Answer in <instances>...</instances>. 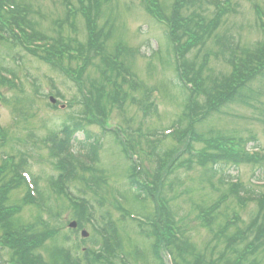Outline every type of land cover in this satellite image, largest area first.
<instances>
[{
	"label": "rangeland",
	"instance_id": "obj_1",
	"mask_svg": "<svg viewBox=\"0 0 264 264\" xmlns=\"http://www.w3.org/2000/svg\"><path fill=\"white\" fill-rule=\"evenodd\" d=\"M148 1L150 0H100L97 25L99 29L103 28L105 33L110 34L99 41L100 56L105 59L104 55L112 50L124 48L126 53L123 51L120 57L126 55L134 83L124 82L122 77L116 80L120 86L116 94L121 97L124 92L127 93L124 104L109 101L103 94L92 97L86 90L89 95L86 102V119L78 117L82 112V106L79 104L82 99L80 97L78 100L80 95L75 83L54 69V59L59 57L55 54L56 51L54 50V58L47 59L53 56L51 43L42 42L34 46L33 42H29V45L35 48L27 51L35 55L20 50V60L16 61L7 55L8 49L0 47V67L5 70L0 71V187L7 185L6 183L17 175L19 179L22 178L23 182L21 181L19 186L12 187L6 193L7 205L18 209L12 226L17 230L34 226L35 229L46 231L49 236L36 250V255H40L45 264H61L66 257L76 264H86V249L92 250L90 264H109V260L95 259L105 236L113 237L116 241L118 239L125 255L123 259H119V253L114 256V264H155L149 241L151 238L147 239L151 231L143 233L135 221L138 218L135 215L151 216L154 207L150 202H145L144 210L138 209L139 206L133 200L127 183L130 164L128 165L121 156L120 148L116 145V138L125 142L129 157H133L130 160L138 162L143 175L145 172L153 174V169L159 165L166 171L176 157L178 160L180 157L181 160L186 158L182 143L179 144L170 138L164 139V144L158 145V148L170 153L163 163H157L156 158L146 150L148 147L145 138L163 139L164 131L175 125L183 108L180 94L169 84L173 78L172 69L166 65L165 58H158L155 54L156 50H165V28L146 14L144 9L147 8ZM230 1V9L227 11L229 16L222 31L218 33L222 34L228 29V32L237 36L240 45L246 48L264 40V0ZM24 2L30 6L31 11L28 9V14L32 13L30 19L36 26L34 30L54 39L58 38L56 32L59 28L62 38L78 43L84 40V19L78 11V0ZM157 2L170 4L172 0ZM257 21L259 25L263 24V28H258ZM74 44L73 42L71 46ZM118 44L121 46L118 47ZM195 52L196 49L185 56V61L191 59ZM211 52L205 75H211V71L214 74L227 72L229 66L215 55L217 46L214 45ZM68 57L78 60V56L72 54L62 57L64 63L70 59ZM97 60L99 61L93 65L94 68L89 67L87 70V77L95 80L96 72L100 75L97 69L100 59ZM72 64L76 66L78 62L72 61ZM62 67L66 72L74 69L73 66L70 69L65 64ZM127 79L130 80L128 77ZM104 80V77H100L98 82L101 84ZM34 86H37L40 96L34 94ZM105 91H108V88ZM148 91L155 109L146 108L148 112L145 113L137 103H132L130 98L145 97ZM57 93L61 98L56 97ZM50 98L58 101L57 108L49 107ZM53 106L56 107V104ZM252 113L254 112L249 109L236 108L234 118L210 120L200 132L212 131L238 138L254 135L257 144L264 147V127L255 121V115ZM73 122L83 125L88 135L100 141L98 162L88 167L85 162H79L71 152L69 159L73 161V176L68 182H60L57 186L55 179L60 175V171L55 166L56 160L52 159L50 147L52 142L55 144L60 138L58 131L61 127L74 125ZM83 136V132L75 135V154L78 148L76 141L83 140ZM192 146L199 150V145ZM252 146L253 143L248 145ZM181 153L184 154L181 156ZM65 155V152L57 151L54 145V157H66ZM228 173L238 177L240 183L248 188L264 189V168L259 170L240 166L237 174L234 171ZM199 174L200 169L197 166L189 169L186 162H183L182 166L169 174L164 186L169 214L174 215L177 222L182 224L181 231L190 240L189 247L182 244L181 238L175 240L186 250V258H191L194 250L205 257L212 253L210 248L207 250L209 245H212L211 234L196 218L197 214L200 215L204 208L209 207L219 195L226 192L228 186L216 184L213 187L202 184ZM138 177L140 179V175ZM59 187L63 192L58 191ZM27 195L30 196L31 202L26 201ZM74 198L88 204L89 209L86 210L85 216L81 217L73 210V203L76 202ZM254 210L253 204H248L243 210L234 207V211L244 222L250 219ZM131 215H134L133 219ZM72 221L79 222L78 231L68 228ZM213 227L215 228V225ZM81 231L88 234L87 238H81ZM172 235H179L175 226ZM95 242L99 244L94 245ZM217 247H220V243ZM207 257L206 259H209ZM161 260L164 264H174L171 255L170 258L164 255L162 249ZM254 262L264 264V248L255 256Z\"/></svg>",
	"mask_w": 264,
	"mask_h": 264
},
{
	"label": "trees",
	"instance_id": "obj_2",
	"mask_svg": "<svg viewBox=\"0 0 264 264\" xmlns=\"http://www.w3.org/2000/svg\"><path fill=\"white\" fill-rule=\"evenodd\" d=\"M78 1L80 2L78 11L84 19V40L78 43L72 39L62 38L58 28L56 32L58 38L54 37L56 41L54 43L52 37L49 39L40 31L34 30L36 26L30 19L32 13L28 14V9L31 11L30 6L24 0H0V42L2 43L0 47L8 49L7 55L16 61L20 60V50L35 55L27 51L29 42L51 43L53 56L47 59L54 58L55 50V54L59 57L54 59L56 61L54 69L75 83L77 93L80 95L78 100L80 97L82 99L79 103L82 106V112L78 116L86 119L88 114L86 102L89 96L86 90L92 97L103 94L109 101L124 104L127 93L124 92L121 97L116 94V90L120 88L116 80L119 77L127 83H134V80L131 78L133 75L126 55L120 57L123 51L124 54L126 53L124 48L112 50L104 55L105 59L100 56L99 41L106 35H110L105 33L103 28L99 29L97 25L100 0ZM103 1L108 2V0ZM6 2L14 10L12 17H7L2 11V4ZM230 3V0H172L170 4H160L157 0H150L147 2V8L143 7L151 19L164 25L165 50L162 52L156 50L155 54L158 58H165L166 65L172 69L173 78L169 84L180 94L183 106L181 114L174 123L175 127H171L172 130L175 129V132L173 130V133L164 139L170 138L179 144L182 143L186 155L184 160H181V157L178 160L176 157L166 171L159 165L153 169V174L145 172L146 182H148L145 184L137 177L134 164L128 155L129 151L116 138V145L120 148L121 156L128 165L130 164L127 183L132 191L133 200L138 204L140 211L144 210L145 202H150L154 207L151 216L139 214L146 219L149 228L138 222L136 226L145 234L151 231V235L145 238H151L149 241L155 264H164L161 260V249L171 255L174 264H255V256L264 248V189L254 190L243 186L237 183L236 177L228 173V171H234L237 174L240 166L263 169L264 151H261L254 135H249V138L243 140L212 131L200 132L210 123V120L234 118L236 108L252 110L255 121L264 127V40L257 41L246 48L240 45L237 36L228 32V29L222 34L218 33L222 31L227 21ZM256 13L258 15L259 11ZM257 25L258 28H263V24L259 25L258 21ZM14 30L19 36L14 33ZM73 42L75 44L72 47ZM214 45L217 46L215 55L229 66V70L224 72L225 74L222 72L214 74L211 71V75H205V70L208 69V56L212 53L211 49ZM194 49L196 52L191 59L186 57L189 60L185 61V56ZM72 54L77 55L78 60L68 57L70 59L64 63L62 57ZM97 59H100V65L97 66L100 75L95 71L97 74V80H95V78L87 77V70L89 67L94 68L93 65L99 61ZM72 61L78 64L75 66ZM63 64L70 69L73 66L74 69L63 71ZM148 66L152 65L148 64ZM0 70L4 68L1 66ZM121 74L127 76H121ZM100 77L105 79L101 84L98 82ZM106 88L108 91H105ZM33 91L34 94L40 95L37 86H34ZM149 91L145 97L130 98V101L137 103L145 113L148 112L146 108L155 109L153 102L150 101ZM49 107L57 108L51 105ZM82 126L76 123L71 126H62L58 131L62 138L57 139L55 144L52 142V159L56 160L55 166L60 171V175L55 179L57 186L60 182H68L73 176V161L69 159V156L71 152L73 153V143L78 132H83L84 136L83 140L76 141L77 155L88 164L95 165L98 162L100 141L88 135ZM249 142H254L251 149L247 148ZM160 144H164V140L155 144L147 143L148 149H146L149 155L156 158L157 163H163L166 156L170 154L158 148ZM54 145L57 151L65 152L66 157H54ZM192 145H199V150L194 149ZM184 153H181V156ZM183 162H186L189 169L193 166L200 169L199 180L202 184L214 187L216 184L224 186L225 181L228 183L226 192L219 195L209 207L204 208L200 215L197 214L196 219L211 234L212 245H209L207 250L210 248L212 253L206 256L209 259L195 252L192 244L194 255L191 258L185 257L186 250L175 242L178 237L172 235L174 226L180 237L182 236L186 241L182 244L188 247L190 246L189 237L181 231L182 224H179L169 211L166 212L163 206V201L167 197L164 186L168 176L175 168L182 166ZM21 181L23 182L22 178L19 179L17 175L16 178L7 182V185L0 187V264H45L41 256L36 255V250L49 236L46 231L35 229L34 226L17 230L12 226L18 209L7 205L6 193L12 187L19 186ZM52 183L54 184V179ZM34 184L37 185L36 182ZM58 191L63 192L61 187ZM25 199L31 202L29 195ZM75 200L80 202L73 203V210L79 213L77 215L85 216L86 210L89 209L87 203L77 198ZM248 204H253L255 210L250 219L244 222L234 211V207L243 210ZM167 206L169 208L168 204ZM78 226L80 227L79 222ZM218 243L220 247H217ZM98 244L99 242H95L94 245ZM99 249L102 254L97 255L95 259L109 260V264H114L112 258L116 251L123 253L119 240H113V237L109 236L103 238ZM85 251L88 256L86 264H90L92 250ZM61 264H76V262L66 257Z\"/></svg>",
	"mask_w": 264,
	"mask_h": 264
},
{
	"label": "water",
	"instance_id": "obj_3",
	"mask_svg": "<svg viewBox=\"0 0 264 264\" xmlns=\"http://www.w3.org/2000/svg\"><path fill=\"white\" fill-rule=\"evenodd\" d=\"M70 228H74L75 227V223H71L69 225ZM82 237H86V234L82 233Z\"/></svg>",
	"mask_w": 264,
	"mask_h": 264
}]
</instances>
